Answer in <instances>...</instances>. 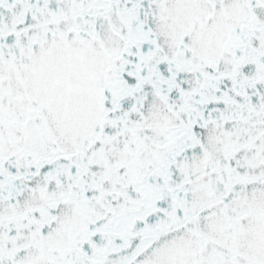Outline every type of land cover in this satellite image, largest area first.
Wrapping results in <instances>:
<instances>
[{
    "label": "snow or ice",
    "instance_id": "obj_1",
    "mask_svg": "<svg viewBox=\"0 0 264 264\" xmlns=\"http://www.w3.org/2000/svg\"><path fill=\"white\" fill-rule=\"evenodd\" d=\"M0 264H264V0H0Z\"/></svg>",
    "mask_w": 264,
    "mask_h": 264
}]
</instances>
